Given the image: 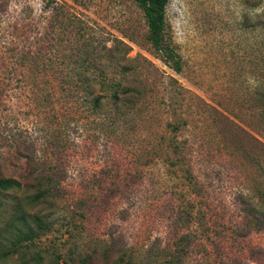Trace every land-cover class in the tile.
Returning <instances> with one entry per match:
<instances>
[{
  "label": "rangeland",
  "instance_id": "374dc122",
  "mask_svg": "<svg viewBox=\"0 0 264 264\" xmlns=\"http://www.w3.org/2000/svg\"><path fill=\"white\" fill-rule=\"evenodd\" d=\"M166 21L181 73L135 0H0V264H264V0ZM36 171L58 193L31 205Z\"/></svg>",
  "mask_w": 264,
  "mask_h": 264
},
{
  "label": "trees",
  "instance_id": "16d2710c",
  "mask_svg": "<svg viewBox=\"0 0 264 264\" xmlns=\"http://www.w3.org/2000/svg\"><path fill=\"white\" fill-rule=\"evenodd\" d=\"M139 8L143 11L146 18L148 27L147 39L151 44L154 51L160 56V58L176 73H181L183 68V62L180 54L177 52L175 46L172 44L171 34L168 29L166 21V10L169 0H135ZM129 49V48H128ZM125 70H129L130 67H124ZM135 92L133 88L124 89V93ZM94 102V100H93ZM101 98L95 99V104L99 106ZM114 115L121 116L120 109L116 108L113 112ZM36 177L33 179L35 184H32L35 189L38 190L33 196L27 199V202L31 205L40 204L45 202L52 196H56L58 193L57 187L52 182L54 179L50 175L45 173L39 174L36 171ZM31 176H33L31 174ZM28 187V185H27ZM21 182L15 178L3 177L0 172V191H11L21 189ZM258 197L261 200V204L264 206V191H258ZM25 210L21 202H17L15 210V218L12 221L20 222L24 224ZM248 216L250 217V226L254 229H264V208L257 209L256 206L249 211ZM32 224L25 228H19V236L24 235L28 240H35L37 238V231H50V227L47 226L43 217L39 214L30 216ZM124 264H133L131 261L125 262V259H120ZM56 264H73L67 261L58 262Z\"/></svg>",
  "mask_w": 264,
  "mask_h": 264
}]
</instances>
